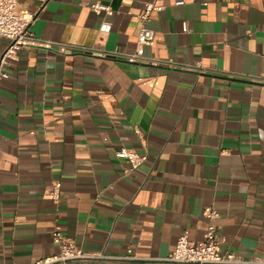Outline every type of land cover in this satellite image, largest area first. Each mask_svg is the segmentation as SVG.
<instances>
[{"label": "crops", "instance_id": "crops-1", "mask_svg": "<svg viewBox=\"0 0 264 264\" xmlns=\"http://www.w3.org/2000/svg\"><path fill=\"white\" fill-rule=\"evenodd\" d=\"M150 2L19 0L36 37L77 48L23 49L0 76V264L57 256L56 230L92 264H172L209 207L224 250L264 257V0H159L160 64L104 57L136 53ZM123 147L148 161L131 171Z\"/></svg>", "mask_w": 264, "mask_h": 264}, {"label": "built area", "instance_id": "built-area-1", "mask_svg": "<svg viewBox=\"0 0 264 264\" xmlns=\"http://www.w3.org/2000/svg\"><path fill=\"white\" fill-rule=\"evenodd\" d=\"M159 0H151L143 7L140 19L143 27L139 34L138 48L135 54L125 55L122 53H105L104 57H113L124 60L129 64L138 63H159L155 59H148L145 56V49L155 45L156 33L150 28L151 17L154 12H162L164 7L158 5ZM184 2L177 3L183 6ZM96 15L111 16L113 10L110 6L97 3L91 6ZM36 21V15L23 12L19 9V0H0V39L10 42L8 49L0 59V76L9 79L8 73H3L4 67L11 66V63L18 58L19 52L26 48L54 49L65 53L68 49L77 48L61 43L45 41L36 37L32 32V26ZM104 30L110 31L111 25L106 24ZM197 68H201L198 65ZM253 81L264 84V75L255 77ZM119 159L127 160L130 163L131 171L138 170L148 161V155L140 154L133 149L121 148L117 152ZM62 185L56 183L52 190V199L58 203L61 199ZM207 222L206 239L200 243H193L187 234L183 235L176 246L175 251L169 257L168 262L172 264H264V257L256 256L250 261H245L236 254L224 250L218 237L217 222L220 219V212L214 207H209L204 212ZM53 244L59 249L57 256L42 260L37 264H92L96 260L103 259L102 255H90L79 248L71 239L67 238L61 231L53 233ZM130 257H126L129 259Z\"/></svg>", "mask_w": 264, "mask_h": 264}]
</instances>
